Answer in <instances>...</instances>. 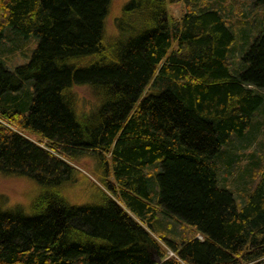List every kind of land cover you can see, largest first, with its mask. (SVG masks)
Returning <instances> with one entry per match:
<instances>
[{
  "label": "trees",
  "instance_id": "obj_1",
  "mask_svg": "<svg viewBox=\"0 0 264 264\" xmlns=\"http://www.w3.org/2000/svg\"><path fill=\"white\" fill-rule=\"evenodd\" d=\"M112 1L0 0V47L37 39L26 63L0 58V174L37 188L28 207H0V264H264V167L238 198L218 160L264 109V27L235 58L220 8L129 0L109 40ZM86 158L102 186L72 203Z\"/></svg>",
  "mask_w": 264,
  "mask_h": 264
},
{
  "label": "rangeland",
  "instance_id": "obj_2",
  "mask_svg": "<svg viewBox=\"0 0 264 264\" xmlns=\"http://www.w3.org/2000/svg\"><path fill=\"white\" fill-rule=\"evenodd\" d=\"M128 1H112L110 14L106 22V35L109 40L117 36L116 19L120 16L123 6ZM205 3L220 8L236 32L237 42L235 43L233 54L235 58H238L247 45L249 43L252 44L253 38L258 31L264 27V9L257 7L255 0H198L197 6L205 5ZM185 10V3L169 6V12L174 18H180ZM16 39L15 35L9 34L8 42L0 47V58L10 69L26 63L37 45V39L34 37L25 40V43L22 44ZM12 40L18 43L13 45ZM76 91L81 104L89 110V106H92L94 102L91 91L86 87L77 88ZM33 139L35 141L38 140ZM218 160L220 164V183L229 186L238 198H242L246 193V189L254 184L252 170L255 164L252 165L253 162L259 160L260 167H264V109H261L254 117L252 127L245 137L242 139L233 137L230 144L225 146L224 153ZM76 167L80 171L81 176L88 178L90 181L81 182L82 177L79 176L77 183L67 186L65 190L66 196L72 203L92 202L90 193L92 184L102 186L95 173V162L92 158H86L83 159L81 164H77ZM36 194L37 188L30 180L0 174V207L3 210L15 206L28 207ZM161 222L164 224L165 229L168 230L169 235L175 237V239H181L185 236L190 237L192 234L186 225L174 219L162 216ZM198 237L201 238L200 235ZM159 241L166 258L173 256L174 254L167 246L160 239Z\"/></svg>",
  "mask_w": 264,
  "mask_h": 264
},
{
  "label": "water",
  "instance_id": "obj_3",
  "mask_svg": "<svg viewBox=\"0 0 264 264\" xmlns=\"http://www.w3.org/2000/svg\"><path fill=\"white\" fill-rule=\"evenodd\" d=\"M155 262L160 264L162 262V260L160 258H157V259H155Z\"/></svg>",
  "mask_w": 264,
  "mask_h": 264
}]
</instances>
